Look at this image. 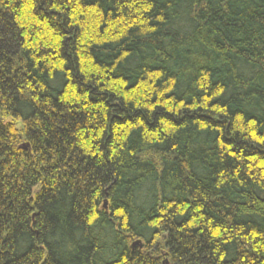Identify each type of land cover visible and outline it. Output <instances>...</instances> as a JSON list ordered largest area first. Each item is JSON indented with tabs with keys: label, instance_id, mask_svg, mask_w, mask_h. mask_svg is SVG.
I'll use <instances>...</instances> for the list:
<instances>
[{
	"label": "trees",
	"instance_id": "obj_1",
	"mask_svg": "<svg viewBox=\"0 0 264 264\" xmlns=\"http://www.w3.org/2000/svg\"><path fill=\"white\" fill-rule=\"evenodd\" d=\"M0 264H264V0H0Z\"/></svg>",
	"mask_w": 264,
	"mask_h": 264
},
{
	"label": "water",
	"instance_id": "obj_2",
	"mask_svg": "<svg viewBox=\"0 0 264 264\" xmlns=\"http://www.w3.org/2000/svg\"><path fill=\"white\" fill-rule=\"evenodd\" d=\"M104 207H106V204L104 205ZM137 245H140V242H136V243H134V244L132 245V249H134L135 246H137Z\"/></svg>",
	"mask_w": 264,
	"mask_h": 264
}]
</instances>
